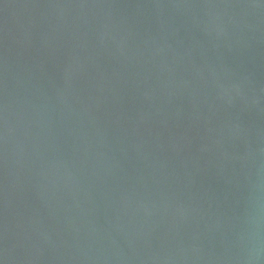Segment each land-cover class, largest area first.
Listing matches in <instances>:
<instances>
[{"label": "water", "instance_id": "1", "mask_svg": "<svg viewBox=\"0 0 264 264\" xmlns=\"http://www.w3.org/2000/svg\"><path fill=\"white\" fill-rule=\"evenodd\" d=\"M0 264H264V0H0Z\"/></svg>", "mask_w": 264, "mask_h": 264}]
</instances>
